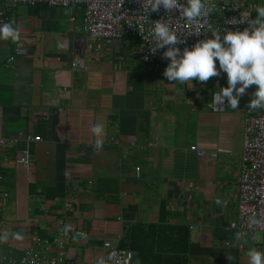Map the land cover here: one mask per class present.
Masks as SVG:
<instances>
[{
    "label": "crops",
    "instance_id": "0c3cea01",
    "mask_svg": "<svg viewBox=\"0 0 264 264\" xmlns=\"http://www.w3.org/2000/svg\"><path fill=\"white\" fill-rule=\"evenodd\" d=\"M4 12L28 54L7 63L16 43L0 40V138L40 142L29 145L28 169L16 164L23 143L0 147V234L24 237L0 243V256L19 259L37 238L56 236L61 219L86 234L67 244L63 264H97L109 255L105 242L132 251L137 264H248V249L262 250L261 232L237 242L229 227L256 85L237 109L226 99L217 105L226 73L168 81L146 69L138 39L106 44L84 32L83 9L14 4ZM96 123L104 126L101 147Z\"/></svg>",
    "mask_w": 264,
    "mask_h": 264
},
{
    "label": "built area",
    "instance_id": "2783aa9c",
    "mask_svg": "<svg viewBox=\"0 0 264 264\" xmlns=\"http://www.w3.org/2000/svg\"><path fill=\"white\" fill-rule=\"evenodd\" d=\"M261 1L264 2V0ZM211 2L216 5V8L206 19L214 28H219L221 37L225 30L243 31L248 27L247 19H255L252 16L255 12V0H229V2L211 0ZM180 3L185 4L186 0H180ZM14 4L29 7L83 9L82 29L91 34L95 40L109 44L126 38L138 39L141 42L140 59L149 72H164L169 63V60L163 57L166 48H158L155 52L152 51L157 44L152 35L153 22L162 20V22L170 24L178 38L184 41L176 45L181 51L185 47L191 48L198 41L212 38L206 24H189L178 10L167 12L162 6L157 12L148 10L147 0H0V24H3L6 19L4 8ZM249 13V18L242 16V14L247 15ZM232 18L244 22L228 23ZM70 21H74V16L71 17ZM21 45V47H18L17 44L14 45L12 56L7 59V63L16 57L28 54L26 46L22 43ZM73 66L76 65L73 64ZM37 142H40L37 136L20 134L18 138H0V147L6 144L19 145L23 143L16 164L28 169L33 161L29 145ZM188 151L194 152L197 157L203 156L202 152L197 151L194 146H189ZM208 157L214 158L215 154H209ZM240 161L237 218L230 223L229 227L238 232L245 231L247 235L261 232L263 237L261 252H264V109H248L245 112L243 149ZM73 201L72 197L64 201L63 210L65 212L72 210ZM6 205V194L0 190V211ZM250 215H256L261 221L259 225L251 229L247 227V220ZM63 224L62 219L57 220L56 236L49 239L37 238V248L24 250L19 259L0 256V264H63L67 244L74 238L82 237L78 234L80 231H69L65 235ZM104 246L109 249V255L104 259L106 264H137L132 251L114 248V245L109 242H105ZM109 257L112 258L109 259Z\"/></svg>",
    "mask_w": 264,
    "mask_h": 264
},
{
    "label": "clouds",
    "instance_id": "9594fccd",
    "mask_svg": "<svg viewBox=\"0 0 264 264\" xmlns=\"http://www.w3.org/2000/svg\"><path fill=\"white\" fill-rule=\"evenodd\" d=\"M147 2L148 10L157 12L161 6L167 12L178 10L186 22L206 24L208 31L212 34V38L198 41L191 48L185 47L181 51L176 45L184 41L178 38L170 24L162 20L153 22L152 35L157 44L152 51L166 48L163 57L168 59L169 63L163 75L168 81L191 84V81L196 79L199 82H207L210 78L219 76L222 71L227 74V87L219 88L220 91L214 95L215 104L224 105L226 99L230 108L237 109L239 99L246 93V90L256 85L257 88L247 105L251 110L264 109V5L258 4L254 7L255 19L249 18L250 13L242 14L244 18H249L247 19L248 27L243 31L225 30L221 37L219 28H214L206 19L216 8L211 0H186L185 4H181L180 0H147ZM241 22L244 21L236 18L228 21L231 24ZM14 24L15 21L0 24V40H10L21 47V31L19 27H14ZM216 61L219 62V70ZM91 131L96 137V147H101L104 135L103 124H94ZM216 203L220 204L221 201L217 199ZM260 223L256 215H250L247 227L251 229ZM70 230L71 228L66 225L63 233L67 235ZM78 234L86 237L83 232ZM9 236L15 240L24 238L19 232H5L0 234V243L7 242ZM246 236L245 231L237 232L235 240L246 243ZM246 256L248 264H264V252L255 247H250ZM227 259L232 261L234 257L227 255ZM97 264H106V261L99 260Z\"/></svg>",
    "mask_w": 264,
    "mask_h": 264
},
{
    "label": "trees",
    "instance_id": "16d2710c",
    "mask_svg": "<svg viewBox=\"0 0 264 264\" xmlns=\"http://www.w3.org/2000/svg\"><path fill=\"white\" fill-rule=\"evenodd\" d=\"M253 17H256V13L252 15ZM137 226V224L133 225L132 227ZM138 227V226H137ZM127 231V230H126ZM121 248H125L124 245H121Z\"/></svg>",
    "mask_w": 264,
    "mask_h": 264
},
{
    "label": "rangeland",
    "instance_id": "374dc122",
    "mask_svg": "<svg viewBox=\"0 0 264 264\" xmlns=\"http://www.w3.org/2000/svg\"><path fill=\"white\" fill-rule=\"evenodd\" d=\"M226 2H229V0H225Z\"/></svg>",
    "mask_w": 264,
    "mask_h": 264
}]
</instances>
